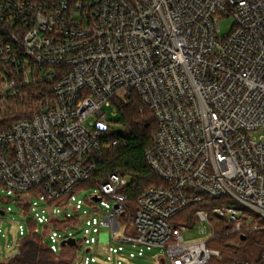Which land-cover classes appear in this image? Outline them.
<instances>
[{
  "label": "built area",
  "instance_id": "2783aa9c",
  "mask_svg": "<svg viewBox=\"0 0 264 264\" xmlns=\"http://www.w3.org/2000/svg\"><path fill=\"white\" fill-rule=\"evenodd\" d=\"M222 18L235 21L223 36ZM122 104L155 116L146 160L164 184L133 208L131 179L111 174L78 201L90 213L63 215L119 146L106 108ZM0 186L27 214L0 261L33 233L73 264H135L144 248L156 264H208L221 257L213 213L228 234H264V0H0ZM191 208L211 236L172 224Z\"/></svg>",
  "mask_w": 264,
  "mask_h": 264
},
{
  "label": "trees",
  "instance_id": "16d2710c",
  "mask_svg": "<svg viewBox=\"0 0 264 264\" xmlns=\"http://www.w3.org/2000/svg\"><path fill=\"white\" fill-rule=\"evenodd\" d=\"M118 116L115 124L121 127L123 132L115 134L114 139L119 140V146L102 154L92 179L81 185L92 183L93 186H98L111 174L129 177L131 181L124 193L128 197V203L136 208L138 198L144 190L164 184L146 160V152L158 130V122L148 109L131 104H122ZM224 202L225 199L209 201L205 207L214 209ZM195 209L191 208L182 214L190 213L192 218ZM212 217L215 219L217 216L213 213ZM34 227L36 224L30 223L29 228ZM232 239L238 241L239 246H232ZM209 246L221 251L222 262L213 258L208 264H257L264 252V234H247L245 240H242L238 235L228 234L226 227L221 225L217 230V238L212 240ZM20 252L19 256L0 264H73L76 257L71 248L63 249L60 255L53 254L43 238L33 233L21 238Z\"/></svg>",
  "mask_w": 264,
  "mask_h": 264
},
{
  "label": "rangeland",
  "instance_id": "374dc122",
  "mask_svg": "<svg viewBox=\"0 0 264 264\" xmlns=\"http://www.w3.org/2000/svg\"><path fill=\"white\" fill-rule=\"evenodd\" d=\"M234 25H235V21L233 18H222L221 27H220V35L223 36L231 32ZM106 111L111 120L113 121L118 120L119 116H113L112 109L106 108ZM111 131L114 134H121L123 132V129L119 126H115V127H111ZM95 190H98V187L93 186L92 183L83 184L79 186V188L75 192V195H76L75 200L74 201L71 200L68 203V208L65 209L66 211L62 208H59L61 213L63 215L65 214V212L70 215L75 214V213H79L80 215V214H83L84 212L90 213L91 209L85 203L82 205V208L79 212L75 210V207L77 206L78 201L85 202V200L89 197V195L93 194ZM225 205L226 204L224 202L223 205H220L217 207H221ZM0 208L6 210L5 215L0 214V223H1V231H2L0 243L4 248L6 247L10 248L11 246H13L14 242L17 241L18 227L20 225L25 226V221H26L25 218L27 217V214L24 211L23 207L17 202V200H15L14 198H11V196H9L7 192L4 190V188H2L1 186H0ZM191 220L192 218H191L190 213L179 215L174 220H172V224L174 226L184 225L187 228V231H185L184 233V237L186 241H190V242L197 241V240L207 238L212 235V233L209 230L210 227L207 224H205V226L208 230L206 234L203 235L201 232L202 224L196 221H191ZM211 222L218 230L221 227V225H223L222 223H224V220L219 217H216L215 219H213L212 217ZM66 233L75 235V237L79 241H81L84 237L83 229L78 230L77 228H70L66 231ZM59 234L62 235L63 233L60 232ZM6 235L8 239H6ZM46 243H50V242L46 239ZM231 243H232V246H239V242L236 241L235 239H232ZM82 249H84V247ZM131 249L135 252L139 251L138 247H135V248L131 247ZM144 252L147 258L136 260L135 264H156L155 260L161 253L160 249H152L148 251L145 248H144ZM81 254H82V251H80L79 256ZM153 256L155 257L154 258L155 260H153ZM214 260L222 262L221 257H216ZM0 262L6 263L8 261H0ZM74 264H79V263H74Z\"/></svg>",
  "mask_w": 264,
  "mask_h": 264
},
{
  "label": "water",
  "instance_id": "95a60500",
  "mask_svg": "<svg viewBox=\"0 0 264 264\" xmlns=\"http://www.w3.org/2000/svg\"><path fill=\"white\" fill-rule=\"evenodd\" d=\"M0 214L3 215L4 213H3L2 211H0ZM242 240H245V237H242ZM68 244H70V245H75V240H70V241L68 242Z\"/></svg>",
  "mask_w": 264,
  "mask_h": 264
}]
</instances>
